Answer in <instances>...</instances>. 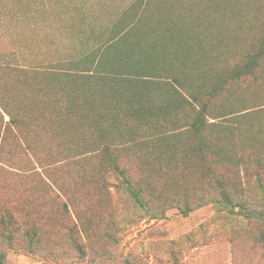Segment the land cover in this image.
I'll use <instances>...</instances> for the list:
<instances>
[{
    "label": "rangeland",
    "instance_id": "obj_1",
    "mask_svg": "<svg viewBox=\"0 0 264 264\" xmlns=\"http://www.w3.org/2000/svg\"><path fill=\"white\" fill-rule=\"evenodd\" d=\"M262 43L264 0H0V264H264Z\"/></svg>",
    "mask_w": 264,
    "mask_h": 264
},
{
    "label": "trees",
    "instance_id": "obj_2",
    "mask_svg": "<svg viewBox=\"0 0 264 264\" xmlns=\"http://www.w3.org/2000/svg\"><path fill=\"white\" fill-rule=\"evenodd\" d=\"M260 50H261V51L264 50V43H262V44L260 45ZM250 64L254 65V64H255V59L251 60V61H250ZM7 68H9V67H6L5 69H7ZM8 70H9V71H12V72H15V73H20V71L15 70V69H8ZM22 71H24V70H22ZM29 72H30V71H29ZM30 73H32V72H30ZM193 126H195L196 130L198 131V130L200 129V127L202 126V123H200V122H198V121H195L194 124H193Z\"/></svg>",
    "mask_w": 264,
    "mask_h": 264
}]
</instances>
